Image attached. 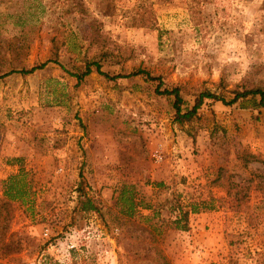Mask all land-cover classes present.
<instances>
[{"label":"rangeland","instance_id":"rangeland-1","mask_svg":"<svg viewBox=\"0 0 264 264\" xmlns=\"http://www.w3.org/2000/svg\"><path fill=\"white\" fill-rule=\"evenodd\" d=\"M143 1L158 30L130 25ZM77 2L101 28L108 76L145 69L188 105L202 90L264 91V0H0V202L8 175L30 184L0 207V264H264V98H204L177 124L158 81L93 66L78 81L98 48ZM22 22L34 28L14 57ZM123 184L146 205L131 217L115 204ZM79 185L98 213L76 209Z\"/></svg>","mask_w":264,"mask_h":264},{"label":"trees","instance_id":"trees-1","mask_svg":"<svg viewBox=\"0 0 264 264\" xmlns=\"http://www.w3.org/2000/svg\"><path fill=\"white\" fill-rule=\"evenodd\" d=\"M158 1H165V0H158ZM152 2L150 1H143L139 4H136L134 7L131 8V14L129 16V22L131 26H148L153 27L158 30V28L155 27V16L153 14L152 9ZM77 5V10L79 11V18L78 20L80 22L78 26L79 33L81 32L84 36V38L87 41V47H90L92 45H95L96 48H98V53L94 54L90 58H84V64L83 68H80L79 70H76L71 76H74L78 81L81 80L84 76H86L91 71V66L94 67L95 71L99 73L100 75L104 77H128L130 75H137L140 74L143 77L149 79V80H155L158 81L155 92L158 94L171 96V107L173 109V121L177 124H182L185 122L191 121L192 118L196 115V110L200 107L202 104V101L204 98H211L215 101L219 100L221 103L229 105L234 103L240 98H245L246 96H259V101L257 102L258 105H262V101L264 98V91L258 87L252 86V87H244V85H238L241 87V90H234L233 96L229 100H224V96L221 94H215L214 92H210L209 90H202L198 92L193 97V102L191 105H188L182 98L180 94V89L178 86H173L170 88H162L159 90L158 88L161 85V82L159 81L158 76H150L149 71L142 69V68H136L135 70L131 71L128 74H116L114 76H108L105 72H102L100 70V64L99 61L104 58L107 53V50L104 48L103 43V37L101 28L98 27L96 20L91 18L87 21L86 16H82V10H81V4L79 2L75 3ZM32 8L36 9V5L32 4ZM33 25H25L23 22L20 24L19 27V38L17 36H12L13 40L17 41L15 43H12L9 45L11 54L14 57L18 56L19 50L22 48L24 43V37L32 34L33 32ZM54 55V58L47 59L39 64L33 65L29 68H22L17 66H12L10 70L6 73L11 72H18L21 74H27L31 73L35 69L42 68L48 61H54L56 62V55ZM27 173L23 170H19L17 173L8 175L4 180L1 182L2 187V195L5 200L7 201H19L23 202L24 197L27 195L30 184L29 181L27 182L25 179V176ZM78 187V186H77ZM77 196H76V209L81 212H95L98 213V205L97 200L92 195H88V193L84 192L83 187L79 185V187L76 189ZM117 195L115 198V204L119 203V209L120 214L124 215L125 217H131L133 215V212L135 210V207L137 205H144L142 204L141 200H138L135 198V193L133 191V187L130 184H123L119 186L117 190ZM1 201L0 207L4 206L7 203V201ZM196 210L194 206L190 207V211ZM187 210H184L181 206L178 207V214L175 216L174 224L178 225V223L182 222L183 228L185 227L186 218H187Z\"/></svg>","mask_w":264,"mask_h":264},{"label":"built area","instance_id":"built-area-1","mask_svg":"<svg viewBox=\"0 0 264 264\" xmlns=\"http://www.w3.org/2000/svg\"><path fill=\"white\" fill-rule=\"evenodd\" d=\"M152 156L154 157L155 160H160L161 159V155H160V152L158 150H155L153 152Z\"/></svg>","mask_w":264,"mask_h":264}]
</instances>
